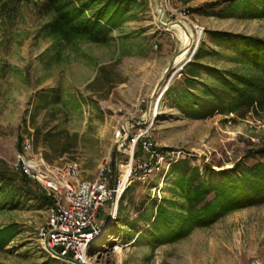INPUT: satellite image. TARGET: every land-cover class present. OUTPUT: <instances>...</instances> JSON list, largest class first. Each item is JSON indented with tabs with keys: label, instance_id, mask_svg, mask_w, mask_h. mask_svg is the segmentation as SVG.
I'll return each mask as SVG.
<instances>
[{
	"label": "rangeland",
	"instance_id": "obj_1",
	"mask_svg": "<svg viewBox=\"0 0 264 264\" xmlns=\"http://www.w3.org/2000/svg\"><path fill=\"white\" fill-rule=\"evenodd\" d=\"M117 1L125 13L109 43L60 46L44 31L49 17L38 9L41 0L9 1L5 10L0 1V169L7 172L0 176V228L15 229L0 249V264H46L51 257L38 235L47 218L38 197L43 189L31 179L23 185L14 166L25 140L52 165L76 162L82 180H94L102 164L112 168L114 162L112 176L122 181L121 165L134 171L137 159L149 161L137 139L140 131L156 144L162 162L148 176L140 169L129 173L118 201L101 207L98 222L106 223L105 230L89 248L86 264H264V203L230 212L175 242L154 244L150 238L157 204L175 201L170 207L180 209L181 192L170 173L176 160L189 159L202 175L209 169L206 178L221 177L237 162L264 161L247 154L264 148V110L192 119L174 94L166 95L185 66L168 68L183 47L171 25L181 23L195 39L201 36L190 47L197 49L188 64L203 42L230 54L210 38L212 31L264 39V17H243L232 6L239 0ZM209 62L231 65L224 58Z\"/></svg>",
	"mask_w": 264,
	"mask_h": 264
},
{
	"label": "trees",
	"instance_id": "obj_2",
	"mask_svg": "<svg viewBox=\"0 0 264 264\" xmlns=\"http://www.w3.org/2000/svg\"><path fill=\"white\" fill-rule=\"evenodd\" d=\"M0 1L5 10L9 1L15 5L31 0ZM96 2H103V5L97 6ZM232 6L243 17H264V0H239ZM38 9L49 17L44 31L52 36L57 46L79 41L107 44L112 40L113 28L120 25V17L125 13L117 0H41ZM210 38L219 45L225 44L230 54L209 49L203 42L166 95L174 94L178 108L192 119L213 113L244 117L251 111L264 110V39L218 31L210 32ZM215 58H224L231 65L219 68L209 62ZM18 148L21 150L20 146ZM247 154L264 157V148ZM112 168L115 170L114 162ZM208 170L202 175L199 167L187 158L171 164L170 173L175 175L174 184L180 189L182 202L179 210L170 207L176 205L175 201H169V206L156 205L151 221L154 233L150 235L154 244L175 242L196 228L210 226L230 212L264 203V161L249 166L237 162L219 178H206ZM6 173L0 169L1 177ZM21 181L29 186L31 180L21 172ZM38 197L48 205L44 194ZM14 234L12 226L0 228V249ZM46 264L63 263L49 257Z\"/></svg>",
	"mask_w": 264,
	"mask_h": 264
},
{
	"label": "built area",
	"instance_id": "obj_3",
	"mask_svg": "<svg viewBox=\"0 0 264 264\" xmlns=\"http://www.w3.org/2000/svg\"><path fill=\"white\" fill-rule=\"evenodd\" d=\"M195 29L203 32L198 24ZM139 138L142 150L150 158L149 161L137 159L134 171L130 169L129 173L136 174L137 169H140L145 177L161 164L163 155L144 131H140L137 139ZM14 166L38 183L49 200L47 218L38 234L43 247L52 258L86 264L89 248L104 232L103 224L98 222L101 207L109 200L116 199L117 202L124 190L117 175L112 176L113 170L109 163L100 166L94 180H82L79 178L76 162L52 165L42 154L34 153L31 142L25 140L21 151L16 155Z\"/></svg>",
	"mask_w": 264,
	"mask_h": 264
},
{
	"label": "bare ground",
	"instance_id": "obj_4",
	"mask_svg": "<svg viewBox=\"0 0 264 264\" xmlns=\"http://www.w3.org/2000/svg\"><path fill=\"white\" fill-rule=\"evenodd\" d=\"M172 29L176 30V32L178 33V37L182 42V50L181 52L175 57L174 61H173V65L176 69H179L182 64L187 61L191 54H192V50H190V47L192 46H196L198 41L200 40L201 36L198 35V37L195 39V37H193V33L189 30V28H187L186 26H184L181 23H176L171 25ZM193 37V38H192ZM166 88L162 87V89L164 90ZM160 100V98H159ZM160 102V101H159ZM155 106V105H154ZM159 109V103L157 104V106L153 107V113L150 114L149 117V122L152 121L154 114L157 112V110ZM120 172H121V179H122V185L121 188H125V184L129 179V172H130V165H121L120 166ZM113 210L111 213V219H113L115 217V204L113 205ZM105 227H102V229H104ZM105 230V229H104Z\"/></svg>",
	"mask_w": 264,
	"mask_h": 264
},
{
	"label": "water",
	"instance_id": "obj_5",
	"mask_svg": "<svg viewBox=\"0 0 264 264\" xmlns=\"http://www.w3.org/2000/svg\"><path fill=\"white\" fill-rule=\"evenodd\" d=\"M196 49H197V48H196ZM196 49H195V50H196ZM195 50L192 52L190 58L182 64V66L186 65L187 62H188V61L194 56V54H195ZM182 66H181L180 68H182ZM172 67H173V62L169 64V67H168V68H172ZM178 70H179V69H178ZM105 222H107V221H105ZM105 224H106V223H103V226H105Z\"/></svg>",
	"mask_w": 264,
	"mask_h": 264
}]
</instances>
